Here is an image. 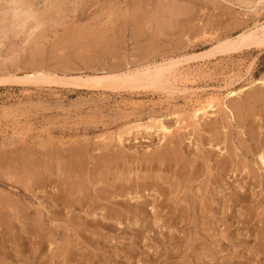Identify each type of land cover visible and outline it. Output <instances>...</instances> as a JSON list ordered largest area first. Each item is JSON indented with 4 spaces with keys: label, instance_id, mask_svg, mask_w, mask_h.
I'll list each match as a JSON object with an SVG mask.
<instances>
[{
    "label": "rangeland",
    "instance_id": "obj_1",
    "mask_svg": "<svg viewBox=\"0 0 264 264\" xmlns=\"http://www.w3.org/2000/svg\"><path fill=\"white\" fill-rule=\"evenodd\" d=\"M260 26L264 0H47L5 32L0 264H264V42L221 47ZM175 61L155 89L26 80ZM211 94L215 117L188 118Z\"/></svg>",
    "mask_w": 264,
    "mask_h": 264
},
{
    "label": "bare ground",
    "instance_id": "obj_2",
    "mask_svg": "<svg viewBox=\"0 0 264 264\" xmlns=\"http://www.w3.org/2000/svg\"><path fill=\"white\" fill-rule=\"evenodd\" d=\"M2 25H3L2 26L3 29H5L6 25L9 26V24L7 23V14L6 13H5L4 22H2ZM35 26H37V23L33 25V28H35ZM263 42H264V26H260V27L255 28L252 31L240 34L236 39L228 40V41L226 40V42H224V44L221 45V47L226 52H232V51L234 52V51H242L245 49H250L251 47H254L256 45H260ZM163 64H165V63H163ZM177 66H178L177 61L168 62L165 65H162V64L161 65H154L153 67L147 66L144 69L137 70L134 72H127V73L122 74V75H115V74H112V75L108 74L107 75L106 74V76L105 75L102 77L101 76H93V77H88L87 79H84L82 77L58 79L56 76H51V75H47V74L39 72V73H36L35 75H32V76L26 75V80L29 83L32 81H36L34 83L38 82V83H43V84H50L51 82H54V83L56 82V84H65V85L69 84V85H73V86L79 85V84L80 85L82 84L81 86H83V84H84V85H86V87L88 86L87 88H89V89L91 88V90L92 89L96 90V91L101 90V91H106V92H119V91L133 90L134 88L155 89L159 86L170 85V79H173L174 82L177 81V76H179L178 74L176 75L175 69ZM27 77H28V79H27ZM257 85H264V80L263 81H257ZM243 92H244L243 90L240 92L233 91V92L228 94L226 99H233L235 97H238ZM218 97L212 95V97L205 99L204 103H201L198 108L194 109L193 114L188 118H191L192 120H194L196 122H200L201 120H205L207 118H214L215 112L217 111V108L219 106H221V104H222L221 102L224 101V99H223V101L219 100ZM198 104H199V101H198ZM178 123H179V126H181V124H183L185 122L182 120V121H179ZM136 128H138V127H136ZM145 131L147 133H153V131L155 134L160 133L162 136V139H166L172 133V128L168 127L163 121L160 120V121L153 122L148 127H145ZM132 134H131V136H132ZM258 158H259L258 159L259 163H261V165L264 166V155H260ZM30 177H32V176H30ZM37 181H38V178H37ZM139 187H141V186H139Z\"/></svg>",
    "mask_w": 264,
    "mask_h": 264
},
{
    "label": "clouds",
    "instance_id": "obj_3",
    "mask_svg": "<svg viewBox=\"0 0 264 264\" xmlns=\"http://www.w3.org/2000/svg\"><path fill=\"white\" fill-rule=\"evenodd\" d=\"M47 0H43L41 7H37V0H0V22H4L7 14L6 29L7 38L13 33H32L36 29L33 25L37 23L42 14ZM5 39V29L0 28V41Z\"/></svg>",
    "mask_w": 264,
    "mask_h": 264
}]
</instances>
